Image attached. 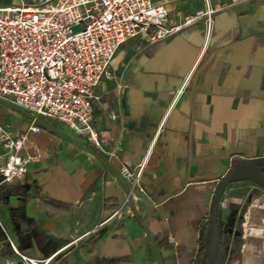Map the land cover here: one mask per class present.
<instances>
[{"label": "crops", "instance_id": "1", "mask_svg": "<svg viewBox=\"0 0 264 264\" xmlns=\"http://www.w3.org/2000/svg\"><path fill=\"white\" fill-rule=\"evenodd\" d=\"M30 2L0 0V8ZM153 3L166 7L169 24L205 8L203 0ZM210 8L209 35L202 18L163 41L129 40L110 64L113 78L94 89L92 127L116 149L109 165L118 172L143 165L131 199L141 221L150 209L146 228L160 243L163 264H195L205 253L201 232L212 195L234 163L254 161L264 170V0H210ZM0 122L17 134L31 124L3 107ZM20 156L32 158L17 183L25 192L0 201V226L19 253L53 257L49 264H157L123 187L92 155L41 130ZM263 194L247 182L226 188L219 220L232 233L221 264H264ZM109 198L118 203L113 213L104 209ZM91 239L95 248L87 254L83 245ZM1 252L0 264L19 262Z\"/></svg>", "mask_w": 264, "mask_h": 264}, {"label": "built area", "instance_id": "2", "mask_svg": "<svg viewBox=\"0 0 264 264\" xmlns=\"http://www.w3.org/2000/svg\"><path fill=\"white\" fill-rule=\"evenodd\" d=\"M203 1L204 10L177 24H169L168 10L153 0H31L0 8V100L46 124L61 123L109 161L116 157V149H107L92 127L93 103L99 101L94 89L113 78L110 64L129 40L163 41L202 18L209 35L213 11L210 0ZM41 130L31 121L25 132L17 134L0 122V186L24 181L32 158H22L20 153L29 136ZM142 169L140 165L135 171L124 167L119 171L131 193L138 187ZM9 244L19 262L7 264H49L53 258L32 260ZM198 264H206L204 255Z\"/></svg>", "mask_w": 264, "mask_h": 264}, {"label": "water", "instance_id": "3", "mask_svg": "<svg viewBox=\"0 0 264 264\" xmlns=\"http://www.w3.org/2000/svg\"><path fill=\"white\" fill-rule=\"evenodd\" d=\"M0 106L15 111L28 118L30 121H34L35 124L39 126L42 130L53 133L63 139L70 141L71 143L76 144L83 151L92 155L100 163L101 166H103L109 173H111V175H113L120 183V185L123 187L124 192L127 196V202L133 211V215L135 219L139 222L143 231L150 238L153 247L155 249L157 264H163L162 256L158 248L156 239L146 228V223L149 217L150 209L146 210V219L144 221H141V218L138 212L136 211L134 203L131 199V191L129 189L128 184L120 175V173L109 165L108 161H106L95 150L88 147L84 142L80 141L77 138L70 137L69 135L61 132L60 130L53 128L51 125L46 124L45 122L39 119H34V117H32L30 114L23 111L22 109L15 107L9 103H6L5 101L2 100H0ZM234 182L251 183L256 187H258L259 189H261L264 193V170L262 169V167H260V165H258L254 161H249V160L238 161L228 169L226 174L217 183L216 188L212 195L211 204L208 212L206 233L201 247L205 251L203 255H204V259H206V264H221L222 251H221V243H220V236L218 229V209H219L220 200L226 188L228 187L229 184ZM228 233L231 234L232 230L229 229ZM227 250L228 248H225V251ZM199 260H200V253L197 255L195 264H198Z\"/></svg>", "mask_w": 264, "mask_h": 264}, {"label": "trees", "instance_id": "4", "mask_svg": "<svg viewBox=\"0 0 264 264\" xmlns=\"http://www.w3.org/2000/svg\"><path fill=\"white\" fill-rule=\"evenodd\" d=\"M50 122V121H49ZM48 124L50 125V123ZM55 127V126H54ZM80 141L84 142L82 138H79ZM86 145L87 143L84 142ZM88 146V145H87ZM25 192V189L23 186L15 183L13 185H2L0 186V201L7 203V200L13 197H17L20 194H23ZM109 203H113L110 206H107ZM104 209H106L108 212H115L118 209V203L115 199L109 198L104 200ZM220 216H219V211H218V229H219V236H220V243H221V251L222 255L226 254L225 248H228V240L230 238V235L228 231L222 230L220 226ZM206 226L205 225L202 228L201 232V241L203 242L205 233H206ZM156 239V238H155ZM158 248L160 250L161 246L160 243L156 240ZM87 244H90V247H87ZM0 245H2V256H13L14 253L10 247L9 241L7 239L6 233L3 230V228L0 226ZM86 245V246H85ZM83 248L87 254H91L93 249L95 248V242L93 239L87 241L84 245ZM223 259V258H222Z\"/></svg>", "mask_w": 264, "mask_h": 264}, {"label": "rangeland", "instance_id": "5", "mask_svg": "<svg viewBox=\"0 0 264 264\" xmlns=\"http://www.w3.org/2000/svg\"><path fill=\"white\" fill-rule=\"evenodd\" d=\"M0 108H2V106H0ZM5 107H3V109H4ZM6 110L8 109V108H5ZM8 110H10V109H8ZM21 115V114H20ZM21 117H22V119L24 120V121H26V122H30V120L28 119V118H26L25 116H23V115H21ZM65 131H68L67 129H65ZM1 252V251H0ZM15 255V254H14Z\"/></svg>", "mask_w": 264, "mask_h": 264}, {"label": "flooded vegetation", "instance_id": "6", "mask_svg": "<svg viewBox=\"0 0 264 264\" xmlns=\"http://www.w3.org/2000/svg\"><path fill=\"white\" fill-rule=\"evenodd\" d=\"M203 255V254H202ZM202 255L200 254V258L202 257Z\"/></svg>", "mask_w": 264, "mask_h": 264}]
</instances>
